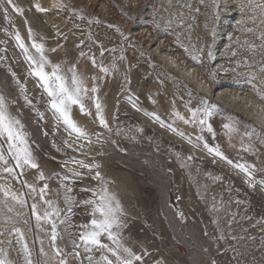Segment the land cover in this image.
Returning a JSON list of instances; mask_svg holds the SVG:
<instances>
[{
    "label": "rangeland",
    "instance_id": "1",
    "mask_svg": "<svg viewBox=\"0 0 264 264\" xmlns=\"http://www.w3.org/2000/svg\"><path fill=\"white\" fill-rule=\"evenodd\" d=\"M13 2L22 13L0 0V96L28 134L38 168L16 167L0 138L5 258L25 264L26 243L33 264L114 261L79 240L93 219L83 202L106 187L123 209L121 243L141 257L133 264H264V0ZM17 34L34 58L33 42L43 44L46 59L69 78L75 66L88 91L81 93L85 111L72 105L70 115L84 135L54 117ZM202 100L216 106L205 125L189 112ZM45 201L59 209L51 217L59 255L51 224L32 215L33 204L41 216L51 211ZM100 240L114 247L106 234Z\"/></svg>",
    "mask_w": 264,
    "mask_h": 264
},
{
    "label": "snow or ice",
    "instance_id": "2",
    "mask_svg": "<svg viewBox=\"0 0 264 264\" xmlns=\"http://www.w3.org/2000/svg\"><path fill=\"white\" fill-rule=\"evenodd\" d=\"M213 2L215 3V0H213ZM7 3L12 6L13 11L22 13L23 10L17 7L13 0H7ZM36 8L38 11H44V9L40 8L39 4L36 5ZM5 19H7V9H5ZM31 38L32 33L31 30H29V39ZM16 41L19 47L24 49L25 57L29 61V66L31 68L30 75L39 78L44 92L47 93V96L51 98L49 107L53 111L54 117L63 120L65 125L70 127L78 134L84 135L85 133L83 130L77 126V124L71 119L70 115L72 105H79L81 112L85 111L84 105L81 103V93L88 91V89L84 87L82 78H80L77 74L75 66L68 69V71L71 73V77L69 78L63 74L60 65L50 64V62L46 59L44 55L43 44H38L35 41L33 42L32 47L36 50V53L39 54L38 58H34L33 56L28 55V49L25 48L19 34L16 35ZM81 55H83V53H81ZM208 56L209 58L212 57L211 46H209ZM92 62L95 65V59H93ZM46 66L51 67V72L45 71ZM100 70L102 72L108 71L103 67H101ZM21 90L23 91V87H21ZM91 91L95 93L97 89L93 87ZM201 104L203 105L202 108L189 109V112L192 115V122L198 121L199 124L205 125L207 118L213 114V111L216 110V106L209 105V102L205 100H202ZM95 106L100 124L107 128V123L101 115V105L96 103ZM174 115L179 117L178 113H174ZM154 118L157 122H160L158 116H155ZM179 118L183 119V117ZM184 122L189 123L188 120H185ZM207 127L208 131L211 132V126L208 125ZM224 127L230 131L233 130L229 124H225ZM27 135L28 134L23 131V125L20 123V121L9 113L5 98L0 96V138L6 137L8 151L9 154H11L15 159L16 167L23 168L24 166H27L29 168H38V164L35 162L33 154L28 146ZM246 135L251 136L252 133H246ZM198 139H202V137H198ZM205 147H207V144H205ZM208 150L210 152L216 151V154L220 155L218 150L211 148ZM4 160V155L0 154V162H3ZM236 167L241 168L246 172V174L250 175V173H248V166L236 165ZM4 170L9 173L13 171L11 168H5ZM99 177L100 173L97 172L96 176L93 178L96 179ZM39 178H44L42 173ZM262 184H264V182H262ZM46 188L47 185L41 189V192L43 193ZM32 191H35V188H33ZM4 195L8 196L9 193L4 192ZM93 195L95 199L83 202L93 207V219H91L90 224L81 226L85 230L79 235V240L83 243L85 251H91L92 247H99L110 252L111 255L115 257V260H110L107 256L102 255L101 260L104 262V264H133L134 261L140 260V256L135 255L129 248L125 247L121 243L122 237L120 235V230L124 227V223L121 220L123 209L120 205V202L115 198L114 194L108 192L106 187L102 188L100 192L93 191ZM11 198L21 206H24V200L17 199V197L14 195H12ZM41 199H43V196H41ZM45 203L48 204L49 208H51V211L45 209L43 215L41 216L38 212L37 205L33 204L32 215L38 222L43 220L45 223L51 224L50 238L52 241V247L55 249L56 254L59 255L60 250L56 248L55 245V241L59 233L57 232V225L55 221L51 219V217L54 215L57 217L59 216V209L53 207L51 201H45ZM63 222L64 221H61V223ZM16 231L20 237V241L23 242V233H21L19 229H16ZM105 234L107 235V239L112 242L114 247H110L101 243L100 237ZM42 243L43 241H41V244ZM76 246L79 247V245ZM22 247L25 254V264H33L31 251L29 250L27 244L23 243ZM46 255L47 253H45L43 247H41L40 256ZM91 259L92 258L89 257L90 262ZM0 264H11V262L5 258V254H3L2 250H0ZM35 264H41V261L36 260ZM58 264H66V262L61 259L58 261Z\"/></svg>",
    "mask_w": 264,
    "mask_h": 264
}]
</instances>
